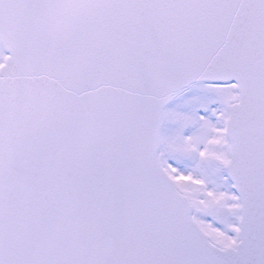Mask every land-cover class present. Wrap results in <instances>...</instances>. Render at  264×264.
<instances>
[{
	"label": "snow or ice",
	"instance_id": "6c2138e0",
	"mask_svg": "<svg viewBox=\"0 0 264 264\" xmlns=\"http://www.w3.org/2000/svg\"><path fill=\"white\" fill-rule=\"evenodd\" d=\"M0 264H264V0H0Z\"/></svg>",
	"mask_w": 264,
	"mask_h": 264
}]
</instances>
